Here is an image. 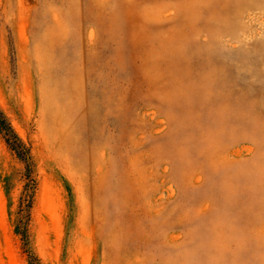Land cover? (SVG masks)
<instances>
[{"label":"rangeland","instance_id":"1","mask_svg":"<svg viewBox=\"0 0 264 264\" xmlns=\"http://www.w3.org/2000/svg\"><path fill=\"white\" fill-rule=\"evenodd\" d=\"M0 264H264V0H0Z\"/></svg>","mask_w":264,"mask_h":264},{"label":"trees","instance_id":"2","mask_svg":"<svg viewBox=\"0 0 264 264\" xmlns=\"http://www.w3.org/2000/svg\"><path fill=\"white\" fill-rule=\"evenodd\" d=\"M0 133L5 136L8 147L12 151H14L20 159H23L25 162L29 161L28 151L25 149L22 142L15 134L13 128L11 127L10 123L6 119L1 109H0Z\"/></svg>","mask_w":264,"mask_h":264}]
</instances>
